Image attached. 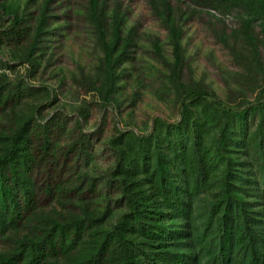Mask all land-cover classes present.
Segmentation results:
<instances>
[{
    "label": "trees",
    "instance_id": "1",
    "mask_svg": "<svg viewBox=\"0 0 264 264\" xmlns=\"http://www.w3.org/2000/svg\"><path fill=\"white\" fill-rule=\"evenodd\" d=\"M189 1L223 15L241 10L248 17L245 34L253 57L244 70L259 86L258 97L229 106L182 81L176 47L171 84L180 121L164 123L161 135L154 129L110 141L115 166L108 182L118 188L126 211L105 230V215L85 210L62 215L36 206L32 173L50 155L51 119L42 118L41 104L31 102V87L0 78V112L10 111L8 132H0V240L9 245L0 251V264H264V58L250 30L254 21L264 26V0ZM47 11L34 27L16 16L0 31V38L23 46L22 64L34 65L48 32ZM97 26L103 51L97 91L107 106L129 44L119 52L117 40L107 42L100 21ZM197 105L198 113L192 110ZM233 152L247 161L234 159ZM248 197L259 200L263 210L255 211Z\"/></svg>",
    "mask_w": 264,
    "mask_h": 264
},
{
    "label": "rangeland",
    "instance_id": "2",
    "mask_svg": "<svg viewBox=\"0 0 264 264\" xmlns=\"http://www.w3.org/2000/svg\"><path fill=\"white\" fill-rule=\"evenodd\" d=\"M45 8L48 32L33 66L22 64L23 46L0 38V78L31 87V102L41 104L42 118L51 119L50 155L32 173L36 206L62 215L84 210L105 215L102 228L110 230L126 211L118 188L108 182L115 166L110 141L154 129L161 135L164 123L180 121V101L171 84L176 47L182 81L229 106L258 97L259 86L244 70L253 57L245 34L248 17L241 10L223 15L189 0H0V31L16 16L34 27ZM98 21L105 40H117L119 52L129 44V58L116 70L117 89L107 106L97 91L103 60ZM250 30L264 58L262 22L254 21ZM9 118V110L0 112V132H8ZM231 156L247 161L234 152ZM245 199L255 211L263 210L259 200ZM8 247L0 240V251Z\"/></svg>",
    "mask_w": 264,
    "mask_h": 264
}]
</instances>
